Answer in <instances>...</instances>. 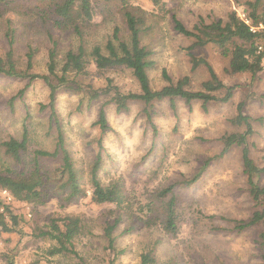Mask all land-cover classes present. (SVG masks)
Wrapping results in <instances>:
<instances>
[{"label": "rangeland", "instance_id": "374dc122", "mask_svg": "<svg viewBox=\"0 0 264 264\" xmlns=\"http://www.w3.org/2000/svg\"><path fill=\"white\" fill-rule=\"evenodd\" d=\"M248 1L254 0H163L159 6L149 0H95L97 14L83 29L82 40L91 51L95 45L104 47L116 28L122 38H127L125 10L140 8L146 14L147 26L142 42L153 50L156 62L149 71L152 87L160 89L167 83L163 77V70H166L175 80L189 75L190 88L197 90L209 78V72L205 65L192 70L187 51L192 39L175 31L173 15H177L186 26L193 27L200 16L211 21L226 18L232 10H236L239 16L243 13L248 16ZM262 3L264 5V0ZM21 20L25 22L27 18L21 15L14 20V26L24 33L17 41L21 56L19 65L26 67V44L32 42L41 49L30 72L46 75L50 44L44 43L47 40L44 33H37L39 27L23 29ZM5 21L0 18V56L9 48L4 35ZM54 35L63 49L74 48L80 42V37L71 31L61 32L59 29ZM194 52L209 61L227 86H234L233 96L224 101L225 91H218L215 93L217 99L210 101L207 109L199 100L187 104L177 99L175 109L170 100H162L155 103L151 119L140 100L132 101L128 110L120 111L115 103L107 104L111 129L104 135L106 151L99 172L103 183L119 182L127 196L129 190L135 189L146 201L163 188L194 177L208 159L204 173L195 183L182 184L186 187L183 188L184 200L191 204H184L186 210L180 232L177 235L165 233L160 225H135L132 228L133 223L116 204H96L91 200L89 172L98 152L97 137L101 130L96 121L99 111L115 94L113 91H140L129 70H110L104 75L91 74L80 78L84 88L109 89L112 91L109 95L91 100V95L84 91L78 93L67 89L58 95L57 100V112L67 142L78 166L84 170L87 196L69 203L61 193L51 189L46 202L34 207L0 189L1 210L6 204L24 217L21 221L23 234L0 232V264H6V253L15 256V264H29L36 259L48 264L47 258L52 264H76L79 256L87 264H111L112 260L113 264H138L140 254L157 239L161 240L158 264L262 263L258 256L262 225L243 230L235 227L237 220L249 219L254 211L243 172L242 147L234 146L228 153L216 156L223 148L222 135L245 130V126L237 127L231 121L242 112L256 118L253 121L256 131L249 137L250 151L264 163V121L259 120L264 118V63L255 77L249 73L229 74L226 71L229 58L222 56L214 44L197 47ZM21 90H25L23 95H20ZM49 93V86L42 77L0 75V143L11 136L20 137L27 126L31 155L36 148L54 149L57 126L50 120V108L46 107ZM7 167L11 165L0 145V169ZM119 214H122L123 221L114 234L117 249L124 251L115 258V253L106 249L103 225ZM65 215L83 217L88 225L87 234L76 242L78 255L48 257L46 251L53 241L35 237L34 229L48 226L52 218Z\"/></svg>", "mask_w": 264, "mask_h": 264}, {"label": "trees", "instance_id": "16d2710c", "mask_svg": "<svg viewBox=\"0 0 264 264\" xmlns=\"http://www.w3.org/2000/svg\"><path fill=\"white\" fill-rule=\"evenodd\" d=\"M29 1V3H28ZM112 1V0H105ZM125 1V0H122ZM155 6L162 5L163 0H149ZM248 17L253 25H264V5L262 0L248 1ZM140 8H126L125 19L128 29V37L122 38L119 29L116 28L112 38L103 46L95 45L91 51L85 47L82 36L83 29L89 25L97 14V2L95 0H0V18L5 21L4 35L9 48L5 55L0 56V75L17 77H42L49 86V102L46 107L50 108V120L56 123L57 136L55 147L52 150L36 148L30 150V132L27 126L20 137L11 136L0 143L11 167L0 169V189L8 190L16 200L23 201L38 207L44 204L49 197L50 191L61 193L66 202L78 201L87 196V190L83 183L84 170L79 167L66 139L61 120L57 112L58 95L67 89L75 92L88 93L91 100L100 98L101 95H109V89L94 90L88 86L84 88L80 78L94 74L104 75L110 70H129L140 86L139 92L121 93L113 91L104 104L96 121L100 128L97 137L98 152L91 165L89 181L91 183V200L96 204H116L127 214L128 219L135 225L156 226L160 225L165 233L177 235L182 227V221L186 207L191 204L184 200L183 188L195 183L204 173L209 163H204L198 173L181 182L174 183L160 190L153 198L144 201L135 189L129 190L127 196L123 191V185L119 182L103 183L99 172L104 162L106 148L104 135L111 129L106 105L115 103L117 109L128 110L132 101L140 100L145 104V112L149 119L154 114L156 102L170 100L173 109L176 108V100L181 99L187 104L199 100L207 109L210 101L217 99L216 92L224 90L222 98L228 101L233 96L234 86H227L218 76L213 66L205 58L198 56L194 50L214 44L220 54L229 58L226 68L227 73H249L255 77L262 69L264 63V28L253 32L250 26L238 15L236 10L229 12L226 18H217L206 21L203 16L193 27L173 15L174 29L176 32L192 39V44L187 51L192 63V70L205 65L209 72V78L202 83L201 89H191L189 75L175 80L163 70V77L167 81L160 89L152 87L149 71L155 67L154 52L149 46L143 44L142 37L147 28L146 14ZM25 16L23 29L39 27L37 33H44L50 44L47 51L48 74L40 76L30 70L34 66L36 54L40 52L39 45L32 42L26 44L25 56L27 63L25 68L20 67V53H18L17 41L24 36L19 28L14 26V20ZM37 18V20H33ZM21 19V18H20ZM146 27V28H145ZM71 31L80 37L79 44L74 48H60L59 40L54 33L59 30ZM263 43V44H262ZM261 47V48H260ZM25 90H21L20 95ZM102 92V93H101ZM242 105H240L241 108ZM256 118L240 112L232 118L237 127L245 126L244 131H232L221 136L223 148L220 157L228 153L234 146L242 147L243 172L246 175L249 186V194L253 201L254 211L247 220H237L235 227L243 230L248 227L262 225L259 233L258 256L264 264V163L258 161L250 151L251 137L255 133L253 121ZM263 123L264 118H259ZM256 145V143H252ZM184 184L185 186H183ZM183 186V187H182ZM187 201V202H186ZM125 204V205H124ZM0 201V232L24 233L21 221L22 214L15 213L8 205ZM121 211V212H122ZM123 221L119 214L113 221L106 220L104 237L106 249L115 253L117 258L124 250L117 249V236L114 231ZM87 223L79 215H65L54 217L48 226H36L34 236L37 238L53 241L46 251L48 257L78 255L76 242L87 234ZM131 228V229H132ZM90 233V232H89ZM161 240L157 239L148 249L140 254L138 264H158V245ZM14 251V248L12 249ZM15 252V251H14ZM16 254V252H15ZM6 264H15V256L4 254ZM76 264H87L81 256ZM114 258V259H115ZM47 258L48 264H52ZM113 261L111 264H113ZM29 264H44L41 260H32Z\"/></svg>", "mask_w": 264, "mask_h": 264}, {"label": "built area", "instance_id": "2783aa9c", "mask_svg": "<svg viewBox=\"0 0 264 264\" xmlns=\"http://www.w3.org/2000/svg\"><path fill=\"white\" fill-rule=\"evenodd\" d=\"M249 26H250V29L251 31L253 32H257L259 31L260 29L264 28V25L262 23L259 24V26H255L253 25L252 21L249 19V17L243 13L242 16H240ZM261 48V47H260ZM4 192L5 193H8L9 191L4 189ZM10 193V192H9ZM11 194V193H10Z\"/></svg>", "mask_w": 264, "mask_h": 264}]
</instances>
